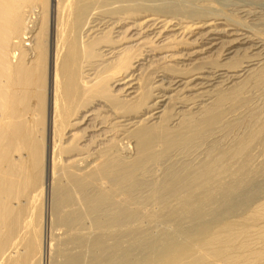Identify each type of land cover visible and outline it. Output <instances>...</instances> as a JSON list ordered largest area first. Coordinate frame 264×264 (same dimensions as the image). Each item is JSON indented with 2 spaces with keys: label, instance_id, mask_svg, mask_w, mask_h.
<instances>
[{
  "label": "bare ground",
  "instance_id": "6f19581e",
  "mask_svg": "<svg viewBox=\"0 0 264 264\" xmlns=\"http://www.w3.org/2000/svg\"><path fill=\"white\" fill-rule=\"evenodd\" d=\"M261 157L264 0H0V264L39 263L45 190L66 235L58 264L136 263V223L205 224L217 193L227 212L192 227L196 239L162 230L147 264H178L183 251L216 264L221 243L199 260V240L242 218L263 245L248 237L236 260L223 253L234 238L223 241L222 258L261 262L263 184L235 196L264 173Z\"/></svg>",
  "mask_w": 264,
  "mask_h": 264
},
{
  "label": "rangeland",
  "instance_id": "374dc122",
  "mask_svg": "<svg viewBox=\"0 0 264 264\" xmlns=\"http://www.w3.org/2000/svg\"><path fill=\"white\" fill-rule=\"evenodd\" d=\"M27 42H30V40H27ZM260 96H261V94L260 93H258V96H256V97H258V99H256V97H255V102H259L258 104H260V102L261 101H259V99H260ZM260 100H262V99H260ZM256 152V151H255ZM263 157H261V158H258V160H255L254 162H256V164L253 162V164H255V165H257V163H262L263 162ZM264 170V169H263ZM262 173H259V174H256V178H255V180H254V178H251V181L252 182H250V180L248 181L247 179L245 180V181H248V183H245L243 186H242V188L240 189V191L238 190L237 192H236V194L237 195H235V196H240V195H243V194H247V193H252L254 190H255V192H256V190H259V187H260V185L262 186V184H263V186H262V190H264V173L261 175ZM260 177V178H259ZM254 180V181H253ZM256 181V182H255ZM251 183V184H250ZM253 183H255V184H253ZM247 184H248V186H247ZM249 186H251L250 188H249ZM253 188H254V190H253ZM245 189H246V192H245ZM252 189V190H251ZM242 190H244V191H242ZM248 190V191H247ZM46 192V193H45ZM48 192V193H47ZM52 192V190L51 191H47V190H45L44 191V193L42 194V199H40V202H41V204H39V206H40V209H39V211L41 210V212L42 213H37V217H33V220H34V222L36 221L37 222V224H38V229L40 230H38V233H39V235L38 236H40L39 237V243H40V250H42V251H40L39 250V248H38V251H40L39 253H40V255L39 256H37V257H39V258H37V260H39L40 259V261H39V263H36V264H58V262L56 263V261H57V259H58V261H60V260H63V257H60V252H58L64 245H65V241H66V237H64V231H62L64 228L63 227H60V225L58 226V222L56 223L55 222V224H54V222H53V220H55V210H53L54 209V195H53V193H51ZM217 194H219V195H217ZM216 195H217V197H216V195H215V197H214V199L215 200H211L210 201V203L212 202V201H216V200H220V202H222V203H220V202H218V201H216V202H212L211 204L212 205H215V208L216 209H214V206H211L210 207V205H208L206 208H205V210H207L206 212H205V210L201 213V218H200V220H202L203 221V219H204V221L206 222V221H208V222H206V223H208L207 225H206V223L204 224V222H199V223H202V224H204V225H202L203 227H207V226H210V225H212V224H214V222H211V221H213V218L215 217V216H218L219 215V210H221L222 212H220V213H226L227 211L225 210V208H227V207H223V206H225V203L227 204L226 206H228L229 205V202H228V200L226 201V199H229V201H230V198L227 196V198H226V196L225 197H223V194L222 193H217ZM45 195V196H44ZM51 195V196H50ZM219 197H220V199H219ZM225 198V199H224ZM53 199V200H52ZM223 199V200H222ZM226 201V202H225ZM39 202V203H40ZM46 202V203H45ZM225 202V203H224ZM217 203V204H216ZM220 205H219V204ZM223 205V206H222ZM216 206H218V207H216ZM221 206V207H220ZM224 208V210L225 211H223V208ZM39 208V207H38ZM43 208V209H42ZM214 210H213V209ZM221 208V209H220ZM49 209V210H48ZM218 209V210H217ZM217 211L216 213L214 212L213 214H214V216H213V214L211 213V212H209V211ZM219 211V212H218ZM211 214H209V213ZM204 213H206V214H204ZM39 214H41V216H39ZM209 214V215H208ZM207 215L209 216V217H207ZM38 216H39V218H38ZM53 217V218H52ZM213 217V218H212ZM38 218V219H37ZM238 218L239 219H241L240 217H237V218H235V219H237L238 220ZM53 219V220H52ZM210 219H212V220H210ZM243 219V218H242ZM241 219V221H244V219L242 220ZM52 220V221H51ZM42 221V222H41ZM50 221H51V223H50ZM241 221L239 222V220H238V222H239V224L241 223ZM209 222H211L210 224H209ZM238 222H234V223H238ZM143 223V224H142ZM149 225V227L147 226V224ZM173 223V224H172ZM141 222V223H138V225H137V223L135 224V226H133L134 228H140V230H142V231H144V232H140V230L138 231L137 230V232H136V234H134L135 236H136V239L137 240H135L134 239V241L132 240V242H131V247L133 248V246L135 245L134 243H136V241H137V244L134 246L135 248L134 249H131V254H132V257L131 258H133V259H135L134 261L136 262V260H137V262L136 263H134L133 261H132V263L133 264H139V263H141V264H147V261L150 259V258H152V256L154 257L155 255H153V253L151 254V253H149V252H153V250L151 251V248H152V246L153 245H156V247L157 248H160V246H161V248L159 249V250H162V248H163V245H165L166 244V242L167 241H163L162 240V237H160L161 236V234H162V232L164 231V230H167V228L169 229V227H170V229H171V227L173 228L174 227V229H175V234H177V236H181V234L183 235V234H185L187 231H188V233H190L191 234V232H192V234H193V237L195 236L194 234H195V232H193V231H196L197 229H200V228H202L201 226H200V224L198 223V222H194V224L192 223V222H177L178 223V226H180L181 227V225H182V227L180 228V227H178L177 226V223L176 222ZM176 223V224H175ZM181 223V224H180ZM190 223V224H189ZM192 223V224H191ZM234 223H228V224H226V225H224L222 228H225V229H221V230H224V231H222V232H226L228 235L230 234V232H229V230H231L234 234H236L235 232H238L237 233V235L235 236L232 232V235L234 236H232V238H230L226 233H219V234H222L223 236H221L222 238L221 239H223L222 241H221V239H220V241H219V238H218V240H216L215 241V238H214V235H215V233L212 231V230H210V231H208L207 232V234L203 237V238H201L200 240H199V242L201 243V245L202 246H205L204 247V249L207 251H204L203 253H198L197 255L199 256V260H200V258H201V256L202 255H206V256H211V255H213V253L216 251V250H213V251H210L211 250V248L215 245V243H221V247H222V242L224 241H228V240H230V239H233V243L231 242V240L230 241H228L229 243H231L232 245H227L228 247H232V248H234V249H232V248H230V249H228V251L227 252H224L223 250H227V249H224L226 246L224 245L225 243L223 242V246H225V247H222V249H220L221 247L220 246H218V247H216L217 245H215L214 246V249H216V248H219L218 250H222L223 251V253H225L224 255H228V254H231V253H236V254H238V252H239V254L241 253V250H240V242H241V249H244L243 248V245H244V243H245V241H247L249 238H250V241L251 240H253V238H254V242H252V243H254L253 245H254V247L255 248H259V247H262V242L260 241V240H257L258 238H256L257 237V233L256 234H254V236H252V237H250L249 235H247V236H245V235H243L244 233L243 232H241L240 230L242 229H240L239 227H240V225H235ZM50 224V225H49ZM157 224V225H156ZM167 225V226H165V225ZM243 224H244V222H243ZM153 225V226H152ZM176 225V226H175ZM188 225V226H187ZM54 226V227H53ZM59 227V229H58V227ZM150 226H152L151 227V229H150ZM156 226H158V227H156ZM237 226V227H236ZM239 226V227H238ZM252 226V225H251ZM147 227V228H146ZM154 227V228H153ZM178 227V228H177ZM192 227H194V228H192ZM241 227H242V225H241ZM249 227V226H248ZM253 227V226H252ZM50 228H52V229H50ZM137 228V229H138ZM153 228V229H152ZM157 228H158V230H157ZM187 228V229H186ZM192 228V229H191ZM58 229V230H57ZM124 229V227L122 228V230ZM178 229V230H177ZM179 229H181L182 231H180ZM227 229H229V230H227ZM255 229V228H254ZM51 230L54 232H51ZM55 230V231H54ZM120 231V232H122V233H118V238H117V240L115 241V239H113L111 242H117L118 240H119V238H122V237H124V238H127L126 236H124V235H126V232H125V230H127V228H125V230L124 231ZM146 230V231H145ZM163 230V231H162ZM214 230L215 231H217L218 230V228L216 229V228H214ZM257 230V229H256ZM264 230V228H261L260 229V231H263ZM57 231V232H56ZM148 231V232H147ZM152 231V232H151ZM154 231V232H153ZM180 231V232H179ZM185 233H184V232ZM219 231V230H218ZM239 231H240V233H239ZM259 231V230H258ZM259 231V232H260ZM62 232V233H61ZM125 232V233H124ZM221 232V231H220ZM229 232V233H228ZM257 232V231H256ZM53 233V234H52ZM144 233V234H143ZM243 233V234H242ZM264 233V232H263ZM56 234H58V236L56 235V237L57 238H55V235ZM124 234V235H123ZM145 235V236H143V235ZM148 234L150 235V237L148 236ZM160 234V235H159ZM180 234V235H179ZM214 234V235H213ZM238 234H240V235H238ZM246 234V233H245ZM141 235V236H140ZM147 235V236H146ZM197 235V234H196ZM66 236V235H65ZM147 237V238H139V237ZM219 237H220V235H218ZM230 236H231V234H230ZM238 236V237H237ZM244 236V237H243ZM55 238V240H53V238ZM62 237H64V241L62 242L61 240L63 239ZM132 237V236H131ZM153 237V238H152ZM155 237V238H154ZM199 237H200V235H198V239H199ZM238 239L239 237H241V240L240 239H238L239 241L237 242V239ZM249 237V238H248ZM28 238H29V234H27V236L25 237V234H24V239H26L25 241L27 242V240H28ZM93 238V236L90 238V239H92ZM130 238V237H129ZM149 238H151V239H149ZM159 238V241L157 240ZM178 238V237H177ZM197 237H194V239H196ZM244 238H246V239H244ZM248 238V239H247ZM252 238V239H251ZM24 239H23V241H24ZM61 239V240H60ZM140 239V240H139ZM148 239V240H147ZM156 240V242L154 241V240ZM242 239L244 240L243 241V244H242ZM145 241V243H144V241ZM146 240L147 241H149L148 243L146 242ZM154 242H153V241ZM257 240V241H256ZM23 242V243H26V242ZM48 241V242H47ZM50 241H52L51 243L53 244H51L50 243ZM62 243H61V242ZM110 240H108V243H111V242H109ZM139 241H143L142 243H140ZM256 241V242H255ZM138 242L140 243V244H138ZM227 242V243H228ZM237 242V243H236ZM248 243H249V240L247 241ZM246 242V243H247ZM59 243V244H58ZM133 243V244H132ZM147 243V244H146ZM151 244V245H148V244ZM161 243H162V245H161ZM165 243V244H164ZM187 239L185 240V241H182V242H180V247H177V249H183L185 246H187ZM228 243V244H229ZM148 246H146V245ZM59 245V246H58ZM61 245H63V246H61ZM133 245V246H132ZM141 245V246H140ZM212 245V246H211ZM219 245V244H218ZM253 245H251V247H253ZM54 246V247H53ZM142 246H144L145 248H143ZM198 246H200V245H196V247H198ZM257 246V247H256ZM56 247H58V248H56ZM65 247V246H64ZM63 247V248H64ZM78 247V246H77ZM77 247H75V246H70V248H69V252H71L72 254H76V249H77ZM142 249H141V248ZM44 248V249H43ZM76 248V249H75ZM146 248H150V250H148V249H146ZM80 249V250H79ZM81 249L82 248H79L78 247V249H77V253L78 252H80L81 251ZM145 249V250H144ZM213 249V248H212ZM231 249L233 250V251H231ZM236 249V250H235ZM135 250H137V251H135ZM139 250H141V251H139ZM51 251H53V252H51ZM133 251H135V253L133 252ZM143 251V253H141ZM145 251V252H144ZM220 251H218V253L220 254H218L217 253V251L215 252L216 254H218L219 256H221V257H215V259H219V260H216L217 261V263L216 264H228L227 262H228V260L227 259H225V257H223L222 258V253H220ZM85 252V251H84ZM133 252V253H132ZM138 252H140L139 254H138ZM148 252V253H147ZM191 251H183L180 255V258L179 259H181V261L178 263V264H191L193 261H195V259L193 260V259H190L189 258V253H190ZM229 252V253H228ZM247 252V251H246ZM38 253V254H39ZM47 253V254H46ZM52 253H54L53 255H52ZM58 253V254H57ZM227 253V254H226ZM242 253H244V250L242 251ZM241 253V254H242ZM86 254V253H85ZM143 254V255H142ZM148 254H150V255H148ZM200 254H201V256H200ZM208 254V255H207ZM55 255V256H54ZM57 255V256H56ZM120 255V254H119ZM196 255V254H195ZM223 255V256H224ZM232 255V254H231ZM235 255V254H234ZM233 255V256H234ZM42 256V257H41ZM134 256V257H133ZM145 256H148V257H145ZM198 256L196 257V258H198ZM237 255H235L234 257H236ZM240 256V255H239ZM236 257V260H238V258H240V257ZM51 257V258H50ZM150 257V258H149ZM259 257L260 258H262L263 256L262 255H260L259 254ZM141 258V259H140ZM224 259V260H226V261H224V260H222V259ZM88 259H89V257H88ZM118 259H119V261H121V259H122V257L121 256H119L118 257ZM132 259V260H133ZM145 259V260H144ZM215 259H214V261H215ZM242 259V258H241ZM264 259V258H263ZM262 259V261L260 262V261H258V262H255L254 264H264V260ZM42 260V261H41ZM140 260V261H139ZM35 262H36V259L34 260ZM34 261H33V264H34ZM145 261V262H144ZM211 261V260H210ZM218 261H219V263H218ZM240 261V260H239ZM139 262V263H138ZM209 262V261H208ZM197 263H199V264H203V263H201V262H197ZM235 263V262H234ZM233 263V264H234ZM241 263V262H240ZM239 262H238V264H240ZM243 263V262H242ZM211 264H213V263H211ZM232 264V263H231ZM236 264H237V261H236Z\"/></svg>",
  "mask_w": 264,
  "mask_h": 264
}]
</instances>
